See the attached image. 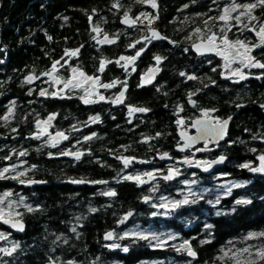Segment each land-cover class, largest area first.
I'll list each match as a JSON object with an SVG mask.
<instances>
[{"label": "trees", "instance_id": "1", "mask_svg": "<svg viewBox=\"0 0 264 264\" xmlns=\"http://www.w3.org/2000/svg\"><path fill=\"white\" fill-rule=\"evenodd\" d=\"M145 1L0 0V25L3 40L8 46V62L5 67L20 70L21 74L35 71V68H46L50 60L40 50L43 45L50 46L46 50H50L53 59L57 58L56 53L63 45L78 48V55L71 58V65L84 71L95 69L99 62V48L96 47L94 37L106 32L115 37L110 46L111 54H107L109 58L127 52L132 41H135V49H143L137 58L139 68L152 63L155 56H164V62L159 66L171 73L172 78H167L164 86L157 80L134 91L133 98L138 102L135 106L147 109L146 113L137 114L132 123H128L121 112L118 113L115 120H107L105 134L102 136V147L109 145L112 140L118 139L119 143L125 140V146L134 148L136 156L153 158L157 153L170 148L175 141L171 134L175 102L177 99L182 100L185 95L184 91L178 89L180 81L177 68L184 63L178 59L181 49L176 43H171L175 37L171 32L166 31L169 36H173L171 38L167 35L171 38L167 45H173L170 48L165 50L167 45L164 46L163 41L144 49L149 25L142 23L140 15L143 9L148 8ZM155 1L161 12L170 15L187 0ZM231 1L214 0L216 19L221 12L220 7ZM251 1L254 0H244L246 3ZM124 14L134 17L136 25L126 29L121 27L118 20ZM47 37L49 40H46ZM108 48L103 46L104 50ZM5 87L10 91L13 89L9 83H5ZM219 98L215 93V113L224 115L227 103H217ZM249 108L252 109L253 122L248 123L250 129L264 135V109L256 104ZM58 112L60 115L53 128L60 130L64 126L61 120L63 114L61 109ZM255 121L260 122L259 126L254 124ZM236 122L238 126L240 120L236 118ZM31 126L30 122H0V143L10 138L16 140L12 147H26L22 159L17 156V151L8 153L6 149L0 150V161L3 162L6 156L13 162L22 160L27 170L17 179L41 181L39 184L27 185L17 182L14 177L0 178V194L7 191L14 200L22 198L23 202L19 204L14 218L25 222V230L20 234L0 223V229L11 232L15 242L13 246L0 251V264H134L143 258L171 256L168 248L151 250L136 243L128 246L127 251L106 250L102 246L103 232L112 227L109 225L112 218L108 219L104 213L101 217L97 215L98 204L92 182L99 175V167L94 156L88 157L85 164L75 166H66L62 158L46 159L39 155L36 158L31 150ZM130 133L151 134L139 138L128 136ZM107 167L113 165H104V170ZM236 177L242 179V173L238 172ZM68 179H82L83 182L74 184ZM200 182L206 189L195 193L190 203L177 210L176 215L166 220L163 226L181 229L186 221L193 224L199 232L198 238L192 241L198 253L195 264H264V259L257 255L264 251V236L259 235L264 233V175L251 178L246 184L233 188L229 195L220 198L214 197L211 185ZM177 188L176 185L162 183L147 188L119 185L116 188L118 194L110 200L107 211L113 216H120L127 210H134L142 214L140 219L134 220L146 222L147 208L142 197L149 196L155 200L159 195L175 194ZM244 200L249 203H237ZM181 233L184 236L189 234L186 229H181ZM229 244L233 247L249 244L251 256L247 259H234L224 251Z\"/></svg>", "mask_w": 264, "mask_h": 264}, {"label": "flooded vegetation", "instance_id": "2", "mask_svg": "<svg viewBox=\"0 0 264 264\" xmlns=\"http://www.w3.org/2000/svg\"><path fill=\"white\" fill-rule=\"evenodd\" d=\"M189 1H193V3H189ZM202 1V3H199L197 0H187L170 15L161 12L155 0H150L147 3V11H149V16L152 17L147 22L149 26L144 49L163 41H165L163 45L166 46L169 43L168 40L173 37L169 36L167 32H171L175 36L171 43H176L178 48L181 49L178 59L184 63L183 66L177 68L180 81L178 89L184 91L185 95L182 100L177 99L175 102L171 132L175 137V141L170 148L157 153L153 158L136 156L134 148L125 146V140L121 143L118 139L112 140L109 141V145L102 147L104 144L102 136L103 133L105 134L104 127H107V120H115L118 113L121 112L127 118L128 123H132L137 114L146 113V111L143 113L141 111H130L131 109H138L135 106V103L138 102L133 98L134 91L157 80L160 81L161 86H164L163 84H166L167 78H172L171 73L164 71L159 66L164 62V56H159L161 57L159 63H157L155 59L157 56H155L152 63L144 68H139L136 53L142 51L141 49H135V41H132L127 52H121L109 58L107 54H111L110 46L113 44L115 37L107 35L106 32L104 35L109 36V40H104L103 35L94 37V41L97 43L96 47L99 48L97 51L99 62L95 69L88 68L84 71L71 65V58L77 57L78 48L74 49L63 45V48L61 47L57 53L55 52L58 55L57 58L53 59V56L49 53L50 50H46L50 46L43 45L40 50L43 52L44 57L49 56L48 60H50L46 68H35V71L21 74L20 70L6 69L5 67L8 62V46L3 40L0 25V57H2L0 58V61H2L0 62V122H30L32 124L30 134L32 138L31 150L36 158L38 155L44 156L46 159L62 158L66 166H75L85 164L88 157L94 156V161L97 162V167H99V175L92 182L98 204L97 215L101 217L106 214L108 219L112 218V221L109 222L112 227L103 232L102 246L106 250L111 251L109 245L115 246L112 244L113 235H116L125 227L141 224L155 229L159 226L165 228L163 223L176 215L174 213L172 216L160 220V217L154 214L152 205L149 202L151 197L143 196V203L146 204L147 208L146 222L134 220L142 217L141 213L134 210H127L121 213L120 216H113L107 209L110 200L117 196L116 188L119 185L129 184L138 188H147L162 183V185L180 187V182L183 179H198L211 186L213 182L232 179L244 185L251 178L264 175L263 171L257 175L250 172V167H256L257 165V156L264 155V135L251 130L248 125L252 122V109L249 107L256 104L260 109H264V68L254 66L257 63L264 64V39L257 35L261 28H264V4L258 3L259 0L250 3H246L244 0H232L224 6L222 5L220 9L234 2L240 7L257 3V7L252 8V15L245 13L239 17V20L236 17L242 9H239V11L230 10V14L228 13L230 18L227 21H222L215 18L214 0ZM153 3H155V7L152 6ZM134 25H136L135 21ZM158 26L166 28V30L160 29ZM151 29H158L162 35L161 39L155 41L150 37L149 31ZM213 34L215 35L214 49L220 50V54L215 51L207 54H197L192 50L193 43L209 42V37ZM167 35L171 38L169 39ZM225 37L234 47L230 48L224 43ZM46 40H49V38L47 37ZM101 41L104 42L101 43ZM237 41L245 47H241L240 44L236 43ZM172 44L167 45L165 50L173 46ZM104 45L109 46V48L104 50ZM70 51H74L76 54L70 56ZM121 57H136V59L122 63ZM102 61L104 62L103 71H101ZM54 63L56 64L55 70H53ZM72 67L77 70L75 74L77 80L81 82V88L71 89L69 86L73 74ZM181 73H184V75H181ZM241 75H243V79H241ZM89 77L92 79H88ZM189 77L194 78L189 79ZM57 79L68 82L67 87L60 94H54L53 82ZM5 83H9L13 89L8 90ZM107 84L113 86L104 87ZM124 86L126 88L120 102L121 105L113 106L114 103H117L120 91ZM42 92L44 95H41ZM215 93L220 96L217 103H227L224 115L215 113L213 105V103H216ZM101 97H104V99H101ZM86 99L89 101L88 103L84 102ZM54 103L60 104L56 105ZM58 109L62 110L61 120L64 124L63 129L60 130L53 128L54 122L58 120L60 115ZM201 116L216 118L213 122L232 116L226 128V138L221 142L211 144H207L208 140H202L194 146L176 150L175 146L182 144L179 132L194 133L195 129L189 126L193 119ZM96 117H99V120H96ZM236 118L240 120L238 126ZM258 123L260 122H254V124H257L256 126H259ZM40 129L44 130V136L42 137L38 135ZM55 133H62L63 135L54 139L53 135ZM150 134L130 133L128 136L132 137L134 135L144 138ZM158 134L154 133V135ZM14 141L16 140L5 138L0 143V150L6 149L8 153L17 151V155L22 159L21 153L25 152L26 147H12ZM18 143L21 145V142L18 141ZM75 154H80V158L76 159ZM218 157H224L221 165L213 168L209 174L201 171L202 167ZM125 160L129 161L127 166H125ZM10 163H13V161L6 156L1 162L0 168ZM33 165L36 164L33 163ZM104 165H113V167H107L104 170ZM244 165H247V167ZM258 165L261 167L262 162H259ZM172 167L176 168L174 170L176 176H172L171 179H164L165 176L169 175L168 169ZM151 170L155 172H151ZM238 172L242 173V179L236 177ZM126 177H133V179H127ZM136 177H139V179H135ZM27 180L29 179L24 180L25 184H27ZM68 181L74 184L83 182L82 179H68ZM107 192H115V195H105L104 193ZM166 229L173 230L183 239H186L183 244L184 247L180 249L181 252L184 250V253H174V248L168 243L161 247H152V244L147 243L145 240L125 239L123 245H126V247L136 243L151 250L168 248L171 251L169 258H143L134 262V264H151L156 261L160 262L162 259L166 263L177 262L182 264L187 260L189 264H195L194 260L196 259H190L186 255L189 247L196 250L192 241L198 238L199 232L193 227V224L186 221L181 228L189 232L186 236L181 233V229L172 227H166ZM108 233L112 234L110 239L105 238ZM185 242H187V245H185ZM245 245L249 246V244ZM116 250H118L117 247Z\"/></svg>", "mask_w": 264, "mask_h": 264}, {"label": "rangeland", "instance_id": "3", "mask_svg": "<svg viewBox=\"0 0 264 264\" xmlns=\"http://www.w3.org/2000/svg\"><path fill=\"white\" fill-rule=\"evenodd\" d=\"M149 0L145 1L144 3L147 4ZM152 2V1H151ZM258 3H260L258 1ZM261 4V3H260ZM238 4L231 3L227 5L226 7H223L221 9V12L219 16L217 17L218 20L221 15L225 14V9H228L229 11ZM251 5V4H250ZM257 7V3H255ZM148 8L143 9V13H141L140 18L142 23H147L149 19H151L152 16H149V11H147ZM239 9H242V11L237 15L241 16L243 14H248L252 15L253 14V9L251 10H246L245 7L241 6L238 7L236 10L239 11ZM230 14V13H229ZM129 15V14H124V16ZM223 21V20H222ZM97 29V28H95ZM97 32V31H95ZM109 35V34H107ZM103 35L105 38L104 40H109V36ZM148 40V39H147ZM74 51H70V56H72V53ZM127 58V57H125ZM122 60V59H121ZM128 60L123 59L122 63H126ZM77 69V68H76ZM73 69L72 67V72L73 74L71 75L72 78L70 80L69 86L71 89H78L81 88V82L77 80L76 72L77 70ZM53 85L54 88V94H60L63 92V90L67 87L68 82L66 81H61L59 79L55 80ZM44 130L40 129L38 132V135L40 137L44 136ZM18 156V155H17ZM264 156V155H258L256 158V167L252 166L250 167V172H254L255 175L261 173V171H254L253 169L260 168L259 167V162H262L259 157ZM19 157V156H18ZM5 169H8V171H4ZM176 168L172 167L168 169V173L172 174V176H176L174 173V170ZM27 168L24 167V162L23 161H18V162H13L10 164H6L0 168V178H11L12 177L16 178L17 182L25 183L24 180L17 179L20 178L22 174L26 172ZM151 172H155L151 170ZM241 185V182H238L236 180H228L224 181L221 180L220 182H213V192H214V197L215 198H220V197H225L230 194L231 190L233 188H236ZM206 188H203V185L198 179H183L180 182V187L174 190L175 194L173 195H159L155 200H151L150 204L152 205V209L154 210V214L158 215L160 217V220L164 218H168L172 216L174 213H176L177 210L182 208L183 206L187 205L190 203L191 198H193V195L200 190L203 191ZM11 197L10 192H4L0 194V219L2 218H14L17 216V208L20 203L23 201L20 198L19 200H14ZM183 201H187L186 203ZM161 223V222H159ZM141 236H146L148 237L147 239L141 238ZM158 237L159 239H153L152 237ZM140 239V240H145L147 243L152 244V247H161L164 244L168 243L170 246L174 248V253L176 254H182L184 253L180 251L182 248L184 241L186 239H183L177 232H174L173 230H169L166 228H163L162 226H159L157 229L151 228L150 226H143L141 224H136L133 226H127L124 229L120 230L119 233L116 235H113V242L118 250L122 251L126 247V245H123V241L125 239ZM15 244L13 238L11 237V234L6 231L0 229V249H5L6 247L13 246ZM179 249V250H178ZM244 249H248L247 252L243 251ZM257 251V249H254ZM225 253H228L230 256H232L234 259H247L248 257L251 256V250L248 245L242 246V247H233L232 244H229L225 248ZM164 260L158 262H152L151 264H179L177 262H172V263H166L163 262ZM113 264H119L118 262H113ZM182 264H189L187 260H185Z\"/></svg>", "mask_w": 264, "mask_h": 264}, {"label": "water", "instance_id": "4", "mask_svg": "<svg viewBox=\"0 0 264 264\" xmlns=\"http://www.w3.org/2000/svg\"><path fill=\"white\" fill-rule=\"evenodd\" d=\"M126 20L128 22H125ZM119 24L122 27H130L134 24V18L132 16L121 17L119 19ZM153 32L157 33L158 36L154 37ZM149 36L152 37L155 41L161 39V37H162V35L158 29H151L149 31ZM191 48L197 54H207V53H211L214 51L218 54L221 53L220 50L214 49L215 47L213 45H210L209 42H207V41H201V42L193 43ZM208 48H211V50L210 51L206 50ZM28 79H29V77H28ZM125 88H126V86H124L122 88V90L120 91V96H121V93L124 92ZM120 102H121V100H120ZM120 102L114 103L113 106L121 105ZM231 118H232V116H229V117H227L221 121H215V122H213L214 119H216L214 117L201 116V117L193 119L192 123L189 127L194 128L195 132L194 133H188L185 131L179 132V135H180L181 140H182V144L175 146V149L181 150V149L189 147V146L191 147V146L196 145L197 142L202 141V140H208L207 144L223 141L227 136L226 128H227V125L230 122ZM197 121H199V123H197ZM224 121H227L228 123H227L226 127H224V131H223V134L221 136L219 134V132H220L221 125ZM57 134L58 133H55L53 135L54 139L60 137V135H57ZM220 158L221 157H218V158L212 160L208 165H206L205 167H202L201 171L205 174H209L213 170V168H215V167H217L223 163L224 159L222 161H220ZM40 182H41L40 180H31V179L27 180V184H30V183L39 184ZM0 223L2 225H4L5 227L9 228L11 231L18 233V234L23 233L25 230V222L21 219H18V218H7V217L2 218V219H0ZM19 224L23 225V230H20V228L18 226H14V225H19ZM109 249L111 251H115L116 247L113 245H109ZM191 251H193L195 253V256L189 255L188 250H187L186 251L187 257H189L190 259H197V257H198L197 251L193 250V249H191Z\"/></svg>", "mask_w": 264, "mask_h": 264}, {"label": "snow or ice", "instance_id": "5", "mask_svg": "<svg viewBox=\"0 0 264 264\" xmlns=\"http://www.w3.org/2000/svg\"><path fill=\"white\" fill-rule=\"evenodd\" d=\"M259 2L261 3V4H264V0H259ZM153 7H155V3H153V5H152ZM238 7H240L239 5H236V6H234L232 9H231V11H236V9L238 8ZM243 7H245V9L246 10H251L252 8H254V7H256V5L255 4H251V5H245V6H243ZM228 13H229V10L228 9H225V14L224 15H221L220 17H219V19L220 20H223V21H227L230 17H229V15H228ZM236 19L237 20H239V16H237L236 17ZM125 22H128L127 20L125 21ZM95 31H98V29H94ZM197 31H199V29H197ZM257 35H259L262 39H264V28H261V30H260V32L259 33H257ZM153 36L154 37H157L158 36V34L157 33H155V32H153ZM214 41H215V35L213 34V36H210L209 37V44L210 45H214ZM104 41H101V43H103ZM139 43V42H138ZM224 43L225 44H227L228 45V47H230V48H232V47H234V45H232L231 43H229L228 42V40H227V38L225 37L224 38ZM237 44H240V46L241 47H245L241 42H239V41H237L236 42ZM199 50V49H198ZM206 50H211V48H208V49H206ZM141 51H143V49L141 50ZM76 53L75 52H73L72 53V55H75ZM140 55V52H137L136 53V56H139ZM121 59L123 60V59H127L129 62H131V61H134L135 59H136V57H130V58H125V57H121ZM156 61H157V63H159L160 62V60H161V57H159V56H157L156 58ZM0 62H2V61H0ZM56 63H58V62H56ZM117 63H119V61H117ZM103 65H104V62L102 61L101 62V71H103ZM254 66H257V67H260V68H264V64H260V63H257V64H255ZM55 67H56V64L54 63L53 64V70H55ZM75 71V70H74ZM81 75H83V73H81ZM181 75H184V73H181ZM194 77H189V79H193ZM244 77H243V75H241V79H243ZM88 79H92L91 77H89ZM70 83V82H69ZM113 85L112 84H107V85H104V87H112ZM41 95H44V93L42 92L41 93ZM122 98H123V93H121V96H120V98L117 100V102H120V100H122ZM101 99H104V97H101ZM85 103H88L89 101L86 99L85 101H84ZM130 111H141V112H144V111H147V109H143V108H141V109H131ZM96 120H99V117H96L95 118ZM197 123H199V121H197ZM227 121H224L223 123H222V125H221V128H220V132H219V134L222 136V134H223V131H224V127H226V125H227ZM57 135H60V136H62L63 134L62 133H58ZM65 139H66V137H64ZM22 155H23V153H21ZM65 154H67V153H65ZM165 155H167V154H165ZM75 156H76V159H79L80 158V154H75ZM224 158L223 157H221L220 158V161H222ZM259 159L262 161V166L260 167V168H257V169H253L254 171H264V156H261V157H259ZM129 163V161H127V160H125V166H127V164ZM245 167H247V165H244ZM4 171H8V169H5ZM0 175H2V173H0ZM149 175H151L150 173H149ZM127 179H133V177H126ZM172 178V174L170 173L168 176H165L164 177V179H171ZM135 179H139V177H136ZM82 182V181H81ZM105 195H108V196H113V195H115V192H107V193H104ZM183 202H187V201H183ZM237 203H249V201H247V200H244V201H237ZM29 210H31V209H29ZM91 211H95V209H91ZM129 215H131V213H129ZM125 219H127V217H125ZM14 226H18L19 228H20V230H23V225L22 224H19V225H14ZM111 233H108V234H106V239H110L111 238ZM255 234H253V236H254ZM259 235H262V236H264V233H260ZM141 238H144V239H147L148 237H146V236H141ZM153 239H159L158 237H155V236H153L152 237ZM249 238H252L251 236L249 237ZM185 245H187V242H185ZM182 247H184V246H182ZM128 249L127 248H125L124 249V251H127ZM179 250V249H178ZM0 251H3V249H0ZM243 251H245V252H247L248 251V249H244ZM188 253H189V255H191V256H195V253L193 252V251H191V248L189 247L188 248ZM227 254V253H226ZM257 255L258 256H260L262 259H264V251H260V252H258L257 253Z\"/></svg>", "mask_w": 264, "mask_h": 264}]
</instances>
